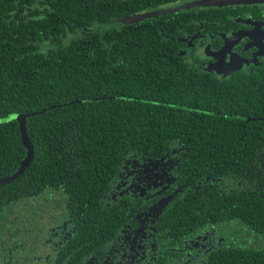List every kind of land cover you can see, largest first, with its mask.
<instances>
[{
    "label": "trees",
    "instance_id": "16d2710c",
    "mask_svg": "<svg viewBox=\"0 0 264 264\" xmlns=\"http://www.w3.org/2000/svg\"><path fill=\"white\" fill-rule=\"evenodd\" d=\"M177 1L0 0V119L14 117L0 122V181L27 157L22 117L34 152L0 186L7 239L30 241L48 204L79 211L82 228L114 226L119 211L106 217L102 201L124 162L180 143L192 191L170 223L232 230L206 264H264V80L223 83L196 69L179 52L184 11L118 20Z\"/></svg>",
    "mask_w": 264,
    "mask_h": 264
},
{
    "label": "flooded vegetation",
    "instance_id": "af4514ba",
    "mask_svg": "<svg viewBox=\"0 0 264 264\" xmlns=\"http://www.w3.org/2000/svg\"><path fill=\"white\" fill-rule=\"evenodd\" d=\"M193 1L179 0L161 9ZM181 11L190 23L177 38L179 52L196 69L223 83L238 84L254 76L264 80V0H232L173 13ZM169 146L159 156L134 155L124 162L102 201L106 217L108 208L119 211L114 226L107 218L85 229L79 211L63 203L48 204L30 241L0 233V244H8L5 252L0 247V254L9 256L8 264H206L209 255L231 245L234 236L215 223L190 232L170 223V215L192 188L180 172L187 148L180 143ZM103 225L107 231L100 229L99 236L95 227Z\"/></svg>",
    "mask_w": 264,
    "mask_h": 264
},
{
    "label": "water",
    "instance_id": "95a60500",
    "mask_svg": "<svg viewBox=\"0 0 264 264\" xmlns=\"http://www.w3.org/2000/svg\"><path fill=\"white\" fill-rule=\"evenodd\" d=\"M232 0H196L193 2H188L185 3L181 6L178 7H174V8H166V9H159L153 12H147V13H142V14H135L133 16H127L125 18H120L118 19L119 21H127L130 23H137L140 22L146 18H151V17H155L158 15H163V14H170L173 12H178L179 10L182 9H190L192 7H200V6H209V5H221V4H228L231 3ZM20 127H21V135H22V140L23 143L25 145V147L27 148V157L26 159L22 162L20 168L18 169V171L13 174L11 177H8L2 181H0V186H3L9 182H11L12 180H14L15 178H17L19 175H21L25 169L29 166L30 161L33 159V145L28 137V132H27V127H26V123H25V117L20 118Z\"/></svg>",
    "mask_w": 264,
    "mask_h": 264
},
{
    "label": "rangeland",
    "instance_id": "374dc122",
    "mask_svg": "<svg viewBox=\"0 0 264 264\" xmlns=\"http://www.w3.org/2000/svg\"><path fill=\"white\" fill-rule=\"evenodd\" d=\"M14 117H6V118H3V119H0V122H5L7 120H10ZM0 262L2 264H8L9 263V256H6V254H0Z\"/></svg>",
    "mask_w": 264,
    "mask_h": 264
}]
</instances>
